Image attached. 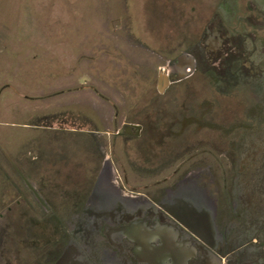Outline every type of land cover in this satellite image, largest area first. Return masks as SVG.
I'll use <instances>...</instances> for the list:
<instances>
[{
	"label": "flooded vegetation",
	"instance_id": "af4514ba",
	"mask_svg": "<svg viewBox=\"0 0 264 264\" xmlns=\"http://www.w3.org/2000/svg\"><path fill=\"white\" fill-rule=\"evenodd\" d=\"M177 1L188 18L159 55L163 165L118 167L101 150L94 183L64 220L52 215L51 252L36 264H264V11L256 0ZM147 124L116 135L139 139L156 129Z\"/></svg>",
	"mask_w": 264,
	"mask_h": 264
},
{
	"label": "rangeland",
	"instance_id": "374dc122",
	"mask_svg": "<svg viewBox=\"0 0 264 264\" xmlns=\"http://www.w3.org/2000/svg\"><path fill=\"white\" fill-rule=\"evenodd\" d=\"M180 8L177 0H0V264L46 259L59 226L52 215L64 220L94 183L101 150L118 167L163 165L169 107L157 90L159 55L174 52L188 18ZM126 121L157 125L139 139L117 136ZM128 176L131 186L147 182Z\"/></svg>",
	"mask_w": 264,
	"mask_h": 264
},
{
	"label": "water",
	"instance_id": "95a60500",
	"mask_svg": "<svg viewBox=\"0 0 264 264\" xmlns=\"http://www.w3.org/2000/svg\"><path fill=\"white\" fill-rule=\"evenodd\" d=\"M256 2H257V4L259 6L262 7V9L264 11V0H256ZM17 172H18L19 176L22 178V180L33 190V188L31 187L30 183L28 182L27 178L23 175V173L18 168H17ZM33 192H34V196L37 199V201L41 205L44 206L45 205V202H44L43 198L40 195H38L34 190H33Z\"/></svg>",
	"mask_w": 264,
	"mask_h": 264
}]
</instances>
